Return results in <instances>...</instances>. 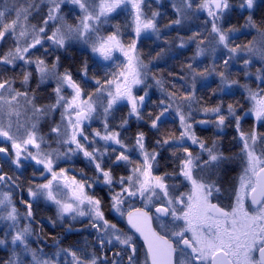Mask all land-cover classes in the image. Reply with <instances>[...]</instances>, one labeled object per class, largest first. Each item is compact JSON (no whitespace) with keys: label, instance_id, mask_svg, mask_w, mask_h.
<instances>
[{"label":"snow or ice","instance_id":"6c2138e0","mask_svg":"<svg viewBox=\"0 0 264 264\" xmlns=\"http://www.w3.org/2000/svg\"><path fill=\"white\" fill-rule=\"evenodd\" d=\"M0 264H264V0H0Z\"/></svg>","mask_w":264,"mask_h":264},{"label":"trees","instance_id":"16d2710c","mask_svg":"<svg viewBox=\"0 0 264 264\" xmlns=\"http://www.w3.org/2000/svg\"><path fill=\"white\" fill-rule=\"evenodd\" d=\"M41 215L42 216H47V215H49L47 212H45V211H41ZM48 229H47V227H46V231H47Z\"/></svg>","mask_w":264,"mask_h":264},{"label":"rangeland","instance_id":"374dc122","mask_svg":"<svg viewBox=\"0 0 264 264\" xmlns=\"http://www.w3.org/2000/svg\"><path fill=\"white\" fill-rule=\"evenodd\" d=\"M46 212V211H45ZM48 213V212H47ZM49 215L51 214V213H48Z\"/></svg>","mask_w":264,"mask_h":264}]
</instances>
